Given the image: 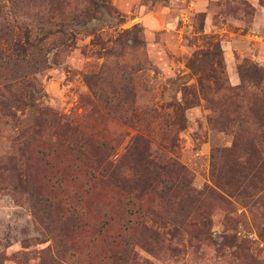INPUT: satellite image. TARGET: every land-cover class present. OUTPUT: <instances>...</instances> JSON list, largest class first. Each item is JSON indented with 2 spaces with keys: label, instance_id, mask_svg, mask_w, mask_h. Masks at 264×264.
<instances>
[{
  "label": "rangeland",
  "instance_id": "obj_1",
  "mask_svg": "<svg viewBox=\"0 0 264 264\" xmlns=\"http://www.w3.org/2000/svg\"><path fill=\"white\" fill-rule=\"evenodd\" d=\"M0 264H264V0H0Z\"/></svg>",
  "mask_w": 264,
  "mask_h": 264
},
{
  "label": "crops",
  "instance_id": "obj_2",
  "mask_svg": "<svg viewBox=\"0 0 264 264\" xmlns=\"http://www.w3.org/2000/svg\"><path fill=\"white\" fill-rule=\"evenodd\" d=\"M256 1H257V0H252V2H254V3H255ZM150 16H152V15H150Z\"/></svg>",
  "mask_w": 264,
  "mask_h": 264
},
{
  "label": "trees",
  "instance_id": "obj_3",
  "mask_svg": "<svg viewBox=\"0 0 264 264\" xmlns=\"http://www.w3.org/2000/svg\"><path fill=\"white\" fill-rule=\"evenodd\" d=\"M79 23V22H78ZM74 36V33L72 34Z\"/></svg>",
  "mask_w": 264,
  "mask_h": 264
}]
</instances>
